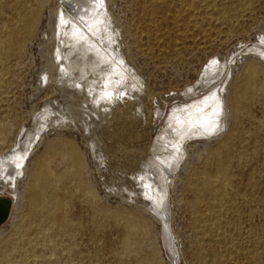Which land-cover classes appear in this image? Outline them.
Masks as SVG:
<instances>
[{
	"label": "rangeland",
	"instance_id": "374dc122",
	"mask_svg": "<svg viewBox=\"0 0 264 264\" xmlns=\"http://www.w3.org/2000/svg\"><path fill=\"white\" fill-rule=\"evenodd\" d=\"M104 3L113 47L139 90L127 94L121 88V98L107 104L97 102L104 86H99L100 71L90 93L65 84L53 54L59 44L56 0L40 5L36 25L16 51L0 55V156L29 155L25 176L15 186L1 178L0 168V199L10 201L0 223V252L9 254L12 264H264L260 70L238 117L229 109L230 92L247 69L264 67L255 52L257 40L264 48V0ZM11 6L12 0H0V38L16 26ZM221 84L226 126L184 141L182 159L168 178L171 220L166 231L134 176L159 154L169 110ZM41 155L56 194L53 229L42 215L28 224L27 171ZM228 155L227 175L217 174ZM155 172L163 179L159 168ZM197 189L200 202L194 205Z\"/></svg>",
	"mask_w": 264,
	"mask_h": 264
},
{
	"label": "bare ground",
	"instance_id": "6f19581e",
	"mask_svg": "<svg viewBox=\"0 0 264 264\" xmlns=\"http://www.w3.org/2000/svg\"><path fill=\"white\" fill-rule=\"evenodd\" d=\"M45 1L12 0L11 9L17 23L7 35L0 38V55L11 54L21 46L36 25L39 18V7ZM55 16V38L58 34L59 44L53 50V54L56 62H59V70H57L59 76H62L63 80L66 79L65 84L69 83L67 85H70L72 83L74 86L85 87L86 91L90 93L93 89L92 81L96 79L94 74L100 71L98 74L101 76H97L101 78L99 86H103V84L104 86L101 88V100H97V102L103 101L107 104L114 100L117 95L121 98L125 90L129 94L134 92V89L137 91L141 88L139 83L129 74L128 65L126 66L119 50L113 47L115 39L109 23L111 16L106 11L104 0H56ZM257 44L259 45L256 50L255 48L253 50L264 61L263 41L257 40ZM233 56L228 60L233 59ZM241 56H245V54H241ZM88 57L89 59H87ZM215 63L216 61L211 65H215ZM258 70L264 77V67L248 68L243 81L230 92L229 109L234 118H237L240 113V102L249 99L252 78ZM76 72H80L79 79L76 78ZM59 76L57 77L59 78ZM84 78L86 80L83 82ZM43 80H45V76H42V83ZM121 88L125 90H120ZM224 92L225 84H221V86L212 88L197 101L182 106H173L167 114L164 123L166 126H163L164 131L161 134L163 136L168 135V137L159 136V140L162 138V146L160 144L156 147L159 154L151 158L153 163L145 166L149 171L143 170L134 176L137 185H140V190L145 191L149 203L153 206L155 214H157L166 231L167 229L170 230L171 220L170 203L167 199V184L170 181L168 178L171 176L172 169L178 166V160L182 159L184 141L187 138L192 135L195 137L197 135L217 134L225 128L228 114ZM41 128L43 126H39V130ZM167 128L170 131H167ZM231 139L232 137L229 136L224 146L226 149H229ZM28 159L27 152L15 153L7 157L0 156L1 178L9 179L11 185L15 186L17 179L25 176V166L28 164ZM72 160L77 166V157L73 156ZM44 161L45 156L41 155L33 163H29L31 168L27 171L29 181L26 185V194L31 217L28 224L32 225L37 219L36 217L42 215V218L48 221L49 226L53 229L54 222L57 220L55 216L56 194L50 175L42 168ZM231 162L232 158L228 155L218 165L217 174L226 176L227 168ZM156 167L163 174L161 180L155 172ZM195 194L194 205L200 202V189H197ZM9 206V200L0 199V220L4 217ZM19 243L21 244L22 241ZM171 250L173 249L171 248ZM171 250L169 251L171 252ZM0 258V264H12L9 260V254L0 252Z\"/></svg>",
	"mask_w": 264,
	"mask_h": 264
},
{
	"label": "water",
	"instance_id": "95a60500",
	"mask_svg": "<svg viewBox=\"0 0 264 264\" xmlns=\"http://www.w3.org/2000/svg\"><path fill=\"white\" fill-rule=\"evenodd\" d=\"M7 212H8V209L6 210L4 217L0 220V223L5 219Z\"/></svg>",
	"mask_w": 264,
	"mask_h": 264
}]
</instances>
